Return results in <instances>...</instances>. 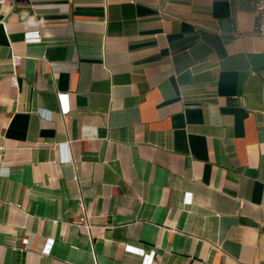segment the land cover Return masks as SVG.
Masks as SVG:
<instances>
[{"label": "crops", "instance_id": "1", "mask_svg": "<svg viewBox=\"0 0 264 264\" xmlns=\"http://www.w3.org/2000/svg\"><path fill=\"white\" fill-rule=\"evenodd\" d=\"M252 2L0 0V264H264Z\"/></svg>", "mask_w": 264, "mask_h": 264}, {"label": "built area", "instance_id": "2", "mask_svg": "<svg viewBox=\"0 0 264 264\" xmlns=\"http://www.w3.org/2000/svg\"><path fill=\"white\" fill-rule=\"evenodd\" d=\"M253 16L255 21V32L258 38L264 40V0H253ZM238 33V32H237ZM68 110H65V113ZM189 196H186V202L189 201Z\"/></svg>", "mask_w": 264, "mask_h": 264}]
</instances>
